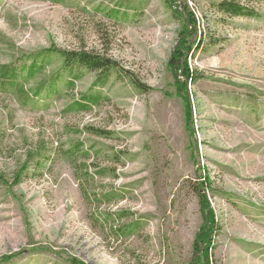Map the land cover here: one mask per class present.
Here are the masks:
<instances>
[{"label":"rangeland","instance_id":"obj_1","mask_svg":"<svg viewBox=\"0 0 264 264\" xmlns=\"http://www.w3.org/2000/svg\"><path fill=\"white\" fill-rule=\"evenodd\" d=\"M219 1L0 0V65L51 47L118 65L97 82L74 64L70 88L51 52L19 73L30 102L0 91V258L18 254L4 264H264V0L255 17ZM185 8L196 33L180 38ZM182 44L191 79L169 65Z\"/></svg>","mask_w":264,"mask_h":264},{"label":"trees","instance_id":"obj_2","mask_svg":"<svg viewBox=\"0 0 264 264\" xmlns=\"http://www.w3.org/2000/svg\"><path fill=\"white\" fill-rule=\"evenodd\" d=\"M52 3H64L66 0H50ZM172 3H174L176 6V2L178 0H170ZM260 0H220L216 4V9L224 14L228 15L230 17H240V16H249V17H255L257 16V13L255 11V8L251 6V2H259ZM129 8L128 6H125ZM114 12V11H111ZM183 14L186 17L185 27L182 33H180V38L182 36L187 35L188 37L192 36V34L196 33V20L194 15L189 12L186 8L183 9ZM183 40V39H182ZM184 42H186L184 40ZM183 42V43H184ZM191 45L182 44L181 47H177L176 51L173 54V57L169 60V65L173 67V69H176L178 71L182 70L183 75L185 78L191 79V75L189 73L188 66L186 64V61L183 60L185 56H188L191 53ZM51 52H55L58 54L62 60H63V68L68 72L69 76H72V79H69L66 82V85L70 88H74V80L79 78L77 74H74V68L73 65L77 64L84 68H86L89 71L92 72H100L99 80L97 82L103 81L108 76V72L113 69H118V65L115 61L112 59H109L100 53L96 52H86V51H78V52H65L59 49H56L54 47H51L49 49L42 50L38 53H36L35 57H33L32 64H30L29 67L25 66L22 67L20 70L16 64H5L0 65V91H6V90H15L21 99V101L26 104L30 102L32 99L30 98V95L27 90H25L24 85L20 83L19 80V73L27 72L28 77H34L35 74H38L41 69H43L44 64L43 62L46 60L45 55L50 54ZM39 59V60H38ZM55 84L56 81L53 80L48 84V88L51 92L55 90ZM137 87L144 89V86L140 83L136 82ZM36 95H40L43 92L42 86L37 87V89L34 90ZM100 100V96L95 95H83L81 96L80 100L74 101L69 107H67V111H77V112H88L91 110V108L98 104ZM21 172L20 174L17 173L15 176L14 183H18L20 180ZM82 177H80L81 179ZM83 194L86 195V191L83 190ZM201 198H203L201 196ZM204 199V198H203ZM205 227L201 229L200 233L197 235L196 239L193 243V248L196 253V255L201 254V257H197L195 261H200L201 259H204L206 263L209 262L210 253V242L207 240L208 232L207 230L204 232ZM18 254H12L9 256H3L0 258V264H4L9 262L11 259H13ZM70 264H84L80 261H76L75 259H70ZM197 263V262H196Z\"/></svg>","mask_w":264,"mask_h":264}]
</instances>
